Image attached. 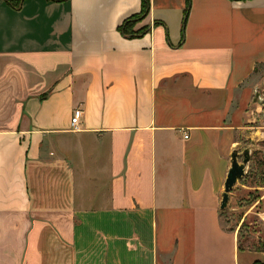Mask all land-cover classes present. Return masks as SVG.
I'll list each match as a JSON object with an SVG mask.
<instances>
[{"label": "crops", "instance_id": "obj_1", "mask_svg": "<svg viewBox=\"0 0 264 264\" xmlns=\"http://www.w3.org/2000/svg\"><path fill=\"white\" fill-rule=\"evenodd\" d=\"M148 2L0 0V264L262 260L219 203L264 0Z\"/></svg>", "mask_w": 264, "mask_h": 264}, {"label": "rangeland", "instance_id": "obj_2", "mask_svg": "<svg viewBox=\"0 0 264 264\" xmlns=\"http://www.w3.org/2000/svg\"><path fill=\"white\" fill-rule=\"evenodd\" d=\"M251 80L252 103L257 109L250 112L238 150L241 160V152L249 148L250 162L245 176L229 192L221 221L225 227L236 229L241 247L260 254L258 264H264V64L256 67Z\"/></svg>", "mask_w": 264, "mask_h": 264}, {"label": "water", "instance_id": "obj_3", "mask_svg": "<svg viewBox=\"0 0 264 264\" xmlns=\"http://www.w3.org/2000/svg\"><path fill=\"white\" fill-rule=\"evenodd\" d=\"M257 96V93H256ZM240 153L237 149L232 150L230 154V166L227 171L224 184H223V192L221 194V199L219 203L220 209H225L229 200V192L243 176H245L249 162H250V149L245 148L241 152L242 159L239 160Z\"/></svg>", "mask_w": 264, "mask_h": 264}, {"label": "trees", "instance_id": "obj_4", "mask_svg": "<svg viewBox=\"0 0 264 264\" xmlns=\"http://www.w3.org/2000/svg\"><path fill=\"white\" fill-rule=\"evenodd\" d=\"M20 1L21 0H18V2H20ZM148 5H149L148 0H141V11H140V13L136 14L134 16H131L130 18H127L126 20H124L123 23L118 27L121 30V32H123L126 35L138 34V32L137 33H133V32L128 33V32H130V28H131L130 25H131V23L140 20L145 15V13L148 11ZM238 248L243 249L239 243V240H238Z\"/></svg>", "mask_w": 264, "mask_h": 264}, {"label": "built area", "instance_id": "obj_5", "mask_svg": "<svg viewBox=\"0 0 264 264\" xmlns=\"http://www.w3.org/2000/svg\"><path fill=\"white\" fill-rule=\"evenodd\" d=\"M82 115V110L78 107L75 108L72 112V117L70 119V129L78 130L79 129V119ZM184 138H188V135H185Z\"/></svg>", "mask_w": 264, "mask_h": 264}]
</instances>
